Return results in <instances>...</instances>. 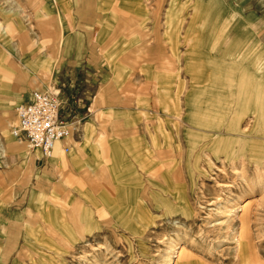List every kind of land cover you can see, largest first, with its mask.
Here are the masks:
<instances>
[{"label":"rangeland","instance_id":"rangeland-1","mask_svg":"<svg viewBox=\"0 0 264 264\" xmlns=\"http://www.w3.org/2000/svg\"><path fill=\"white\" fill-rule=\"evenodd\" d=\"M56 31L65 36L59 50ZM116 43L123 50L108 67L107 47ZM168 43L178 55L157 51ZM157 52L165 60L144 73ZM259 52L264 69V0H0V225L37 226L44 218L57 227L73 219L86 229L61 232L60 246L28 231V264H167L177 241L189 253L177 264H264V195L249 190L264 171V94L236 98L241 85L264 86ZM231 66L233 73L221 71ZM65 67L75 72V89L87 93L80 114L63 118L71 124L70 150L60 142L41 158L12 134L16 109L34 91L67 93ZM218 81L227 87L212 90ZM163 82L173 84L166 113L172 140L180 129L186 140L184 154L175 147L168 153L185 161L186 184L167 190L149 217L127 211L109 222L104 144L129 137L139 149L133 124L151 109L153 85L160 90ZM85 130L91 151L82 148ZM246 193L254 198L240 224L234 203ZM34 197L38 209L30 208ZM9 252L3 247L1 255Z\"/></svg>","mask_w":264,"mask_h":264},{"label":"crops","instance_id":"crops-1","mask_svg":"<svg viewBox=\"0 0 264 264\" xmlns=\"http://www.w3.org/2000/svg\"><path fill=\"white\" fill-rule=\"evenodd\" d=\"M170 7H172V3ZM214 10L215 8H212V11ZM169 14H171V12L167 13V15ZM166 34L170 35L171 32L167 31ZM169 35H167V40L173 38L171 35L169 37ZM56 38H58L56 48L59 50L63 47L65 41L64 32L56 31ZM114 45V47H112V45L107 47L106 61L108 67L113 65L114 59L123 50L118 43ZM156 48L157 51H163L164 53L168 52L170 56L178 55L176 54L177 50L173 48L172 43H168L167 46L158 45ZM153 52L155 53L154 49ZM259 53L260 54L256 59V69H258L257 71L260 72V74H264V69L261 66L263 53ZM164 60L165 57L158 53L156 57L153 56L148 60L149 65H147V69L143 68V72L147 73L150 65L157 69L160 66L157 65V63H162ZM221 71L233 73L234 67L231 66L228 67V70L222 69ZM217 72H220V69H217ZM74 74L75 72L69 67H65L63 70L61 81L65 83L67 93L65 91L62 93V88L58 89L59 97L62 102L60 111V116L62 118L80 114V109L83 107L82 96L87 93L85 88L81 87V89H75L76 79ZM224 83L225 81H222L217 84L223 86L225 85ZM227 84L229 86V81ZM160 85V90L158 89L159 85H153V88L157 90L158 94L154 95V103L152 104L151 109L145 111L144 119L136 117V122L133 124L135 128L134 134L137 135L136 133H138L141 135V140L139 139V149L131 146L129 137L120 139L121 142L113 137L106 139V143L103 147L104 217L107 216V218H109L119 215H128L127 211H134L136 215L149 217L152 212L151 209L156 208L157 206L156 202L158 200H165L164 193L167 190H171L173 186L181 189L186 184L183 172V168L186 167L185 161H180V163H178L176 161L177 157L173 155L170 156L168 153L173 150V147H175L178 154H184L182 148L183 145L186 146V140L184 139L185 133L182 132L183 130L180 129L179 139L173 141L172 137H175L176 134L166 123V113L172 111L171 99L173 84H165L163 82L160 83ZM31 94L28 95L23 102L30 100ZM124 104L127 105V102H124L121 105ZM63 112L65 114L64 117ZM120 113L124 114L122 110H120ZM86 132L87 131L85 130V138L82 137V148L91 151L87 145L88 140ZM145 135L149 137V145H147L148 143L144 138ZM132 141L133 143H136L135 138H132ZM65 144H68L67 146L70 150V143L68 140L61 144V149L64 152H68L69 150L65 151L63 149ZM34 151L38 152L42 158V153L39 150ZM157 157L158 159L156 160L155 158ZM53 161L57 163L59 162V159L53 157ZM154 186L157 187L159 190L158 192L151 190ZM3 188L4 186L0 187V194ZM33 201L34 203L36 202V197H34ZM30 208L38 209L39 205L35 203L33 207L32 204H30ZM108 221L112 222L110 218ZM51 222L55 223L56 221L51 220ZM56 223H58L57 227L52 226L54 224L47 223V220L44 218L41 221V224L37 226L20 224L14 227L11 224L2 223L3 225H0V264H8L10 261L12 264H28L27 258H29V256L27 249L30 240L29 236H27L28 231L35 234L34 238L40 234L41 240L43 239L47 246H60L58 245V242L60 240L59 235L61 232L72 233L75 235L76 233H84L86 230L81 229V225L78 226L79 223L73 219L71 220V225H67L65 222ZM3 247L10 248V252L5 257L1 255ZM13 252L17 253L14 259H12Z\"/></svg>","mask_w":264,"mask_h":264},{"label":"built area","instance_id":"built-area-1","mask_svg":"<svg viewBox=\"0 0 264 264\" xmlns=\"http://www.w3.org/2000/svg\"><path fill=\"white\" fill-rule=\"evenodd\" d=\"M61 106L58 91L32 92L30 100L17 106V123L11 128L12 134L25 140L30 149L39 150L43 156L52 154L71 133V124L60 116ZM67 145L63 146L65 151L69 150Z\"/></svg>","mask_w":264,"mask_h":264},{"label":"bare ground","instance_id":"bare-ground-1","mask_svg":"<svg viewBox=\"0 0 264 264\" xmlns=\"http://www.w3.org/2000/svg\"><path fill=\"white\" fill-rule=\"evenodd\" d=\"M260 69V68H259ZM258 70V69H257ZM217 83H221V81L217 82ZM216 87L218 89L221 88V86L219 84H213L212 87ZM215 87L212 89L214 90ZM227 87V85H223V88ZM239 91V94L238 96H236V98L238 99H241L243 97H246V96H256L257 98L259 96H261L262 94H264V86H253V85H241L240 87L237 88ZM222 92V91H221ZM241 102V101H239ZM243 103V102H241ZM252 102H250L251 104ZM160 109V108H159ZM205 117V116H204ZM177 119V118H176ZM263 120H264V117H263ZM182 122V121H181ZM160 130V129H159ZM158 130V131H159ZM152 132V131H151ZM179 132V131H178ZM155 133V132H154ZM224 133L226 135H229L232 133V128L229 127L227 128ZM220 134V133H218ZM223 135V134H222ZM169 139V138H168ZM123 155V154H122ZM151 161V160H150ZM143 162V161H142ZM148 163V162H147ZM148 165V164H147ZM259 167V166H258ZM147 168V167H146ZM260 171V169H259ZM263 171V170H262ZM169 179V178H168ZM254 188H259L260 189V195L263 196L264 195V171L263 173H260L257 178L252 182V183H249V190L250 192L254 189ZM116 191V190H115ZM253 192V191H252ZM251 193H246L244 196H245V199L244 201H242L241 203L240 202H235L234 203V207H236V209H238L240 212H241V217L239 220H241L240 224H244V222L246 221V219H244V214H246V212L248 211L249 209V204L251 203V201L249 200L251 197H253V195H250ZM111 195V194H110ZM254 198V197H253ZM264 200V199H263ZM262 201V200H261ZM264 202V201H263ZM262 202V203H263ZM115 203V202H114ZM264 206V205H263ZM237 210V211H238ZM238 211V212H239ZM238 216V215H237ZM243 216V217H242ZM220 221L217 220L215 224H219ZM59 231V230H57ZM241 239H243V235L242 234H239L237 235L236 237V241L237 243H240ZM182 240V239H180ZM184 246H182V242L181 241H177V243L174 244V247L172 248V251H171V254L168 256V259H167V264H177V260L180 258V256H183L185 257L186 255L188 256L189 253L185 252V255H183V250ZM178 249H181L180 251H178ZM193 258V257H192ZM179 261V260H178ZM250 261V260H249ZM99 262V261H98Z\"/></svg>","mask_w":264,"mask_h":264}]
</instances>
